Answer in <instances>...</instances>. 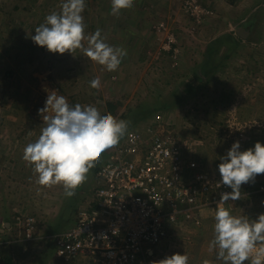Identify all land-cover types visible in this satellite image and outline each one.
Masks as SVG:
<instances>
[{
  "label": "rangeland",
  "instance_id": "374dc122",
  "mask_svg": "<svg viewBox=\"0 0 264 264\" xmlns=\"http://www.w3.org/2000/svg\"><path fill=\"white\" fill-rule=\"evenodd\" d=\"M62 2L0 0V229L8 231L0 235V264H96L85 256H57L55 234L77 219L83 205L78 200L86 202L89 175L104 154L72 194L62 183L39 184L22 158L45 126L38 109L49 90L70 104L94 102L106 111L108 101H119L116 118L126 120L128 130L150 123L178 138L201 171L217 179L220 157L234 141L241 150L264 144V0H134L119 12L111 10L112 0H86L84 45L99 27L127 50L114 69L82 49L51 53L31 40ZM185 3L200 5L203 13L192 16ZM240 28L247 33L237 32ZM169 36L174 42L166 50ZM172 48L178 50L174 58ZM97 73L98 87L89 83ZM240 192L239 199L224 204L232 214L255 219L264 213V173L242 184ZM216 205L200 208L198 217L181 219L171 229L172 251L186 253L189 264H223L211 245ZM15 213L34 218L31 239L15 241L20 236Z\"/></svg>",
  "mask_w": 264,
  "mask_h": 264
},
{
  "label": "built area",
  "instance_id": "2783aa9c",
  "mask_svg": "<svg viewBox=\"0 0 264 264\" xmlns=\"http://www.w3.org/2000/svg\"><path fill=\"white\" fill-rule=\"evenodd\" d=\"M184 7L196 18L203 13L198 4ZM171 42L169 36L163 48L170 50ZM178 140L150 123L129 129L99 165L74 224L55 235L56 255L96 264H158L173 254V226L230 192L221 178L201 171ZM24 216H14L15 241L34 236V218Z\"/></svg>",
  "mask_w": 264,
  "mask_h": 264
},
{
  "label": "clouds",
  "instance_id": "9594fccd",
  "mask_svg": "<svg viewBox=\"0 0 264 264\" xmlns=\"http://www.w3.org/2000/svg\"><path fill=\"white\" fill-rule=\"evenodd\" d=\"M134 0H112L111 10L119 12ZM86 0H63L59 12H52L34 29L31 40L51 53H72L82 49L84 55L99 61L108 69L117 68L127 50L122 43L112 42L98 27L85 39L83 12ZM90 84L100 86L101 75H93ZM45 126L34 142L28 143L23 160L32 167L41 185L63 184L66 194L86 178L92 164L105 150L117 145L128 131V122L117 119L94 102L70 104L55 89L49 90L44 106ZM220 183L231 188L222 193L216 205L211 245L223 264H264V213L255 219L246 214L234 215L224 204L241 196L240 187L264 173V144L257 141L241 150L234 141L220 157ZM158 264H189L186 253L165 256ZM204 264H211L205 260Z\"/></svg>",
  "mask_w": 264,
  "mask_h": 264
},
{
  "label": "crops",
  "instance_id": "0c3cea01",
  "mask_svg": "<svg viewBox=\"0 0 264 264\" xmlns=\"http://www.w3.org/2000/svg\"><path fill=\"white\" fill-rule=\"evenodd\" d=\"M165 52L167 53V51H165ZM177 53H178V50H177V52H175V54H173V52H172V57L174 58V56H175ZM169 57H170V55H169ZM168 59L171 60V57L168 58ZM108 152H109L108 150L103 152L104 155H103L101 161L105 158V156L108 154ZM99 163H100V162H99ZM94 169H95V168H94ZM89 180H90V186H91V183H92V185H93V183H94V171L92 172L91 175H89ZM88 186H89V185H88ZM90 186H89V189H87V191H86V195H88V193H89V191H90V188H91ZM83 194H84V193H83ZM86 195H85V196H86ZM83 201H84V199H82V197L78 200V203L80 204L79 207H80L82 204H84ZM20 212H21V211H20ZM20 212H18V213H20ZM15 214H17V213H15ZM74 222H75L74 220L72 221V223H69V222H68V223L64 226L63 229H64V230H65V229H68L69 227H71V226L74 224ZM5 224H7V223H5ZM7 226H8V224H7ZM38 228H40V227H38V225H37V230H38V232H39V229H38ZM61 230H62V229H61ZM61 230H60V231L58 230L56 234H59V233L61 232ZM40 231H41V228H40ZM44 231H45V229L43 230V233H46V232H44ZM7 232H8V231H7V229H6V230L4 231V235H6ZM33 232H34V231H33ZM41 233H42V232H41ZM56 234H55V235H56ZM55 251H56V250H55ZM54 256H56V255L54 254Z\"/></svg>",
  "mask_w": 264,
  "mask_h": 264
},
{
  "label": "trees",
  "instance_id": "16d2710c",
  "mask_svg": "<svg viewBox=\"0 0 264 264\" xmlns=\"http://www.w3.org/2000/svg\"><path fill=\"white\" fill-rule=\"evenodd\" d=\"M10 72H8V74H10ZM119 108H120V102L119 101H108L107 102V110L108 112H110L112 115H114V117L117 116L118 112H119ZM108 150V149H107ZM106 150V151H107ZM102 162H100L94 169V174L95 172L97 171L99 165L101 164ZM89 194V193H88ZM6 264H11V260H8V262Z\"/></svg>",
  "mask_w": 264,
  "mask_h": 264
},
{
  "label": "water",
  "instance_id": "95a60500",
  "mask_svg": "<svg viewBox=\"0 0 264 264\" xmlns=\"http://www.w3.org/2000/svg\"><path fill=\"white\" fill-rule=\"evenodd\" d=\"M237 32H240V33H247V30L246 29H244V28H240V29H238V31Z\"/></svg>",
  "mask_w": 264,
  "mask_h": 264
}]
</instances>
